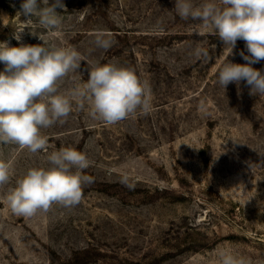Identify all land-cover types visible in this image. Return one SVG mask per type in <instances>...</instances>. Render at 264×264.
I'll use <instances>...</instances> for the list:
<instances>
[{"label":"rangeland","instance_id":"1","mask_svg":"<svg viewBox=\"0 0 264 264\" xmlns=\"http://www.w3.org/2000/svg\"><path fill=\"white\" fill-rule=\"evenodd\" d=\"M22 2L0 0V42L80 52L61 92L86 81L96 61L132 67L151 86L152 110L106 126L73 108L64 124L41 130L49 153L72 147L91 162V183L73 209L12 214L7 188L29 167L46 166V154L0 144V160L13 169L0 187V264H216L222 247L264 261V96L243 81L226 91L217 83L227 59L246 63L245 42L230 54L199 21L182 20L175 0H63L55 32L19 16ZM100 30L115 40L107 51L93 42ZM196 47L208 57L196 59ZM252 67L264 71V60Z\"/></svg>","mask_w":264,"mask_h":264},{"label":"clouds","instance_id":"2","mask_svg":"<svg viewBox=\"0 0 264 264\" xmlns=\"http://www.w3.org/2000/svg\"><path fill=\"white\" fill-rule=\"evenodd\" d=\"M58 8L66 11L63 0H23L18 14L26 20L35 16L43 29L55 32L63 23ZM174 10L182 20L199 21L200 27L218 36L230 54L237 41L243 40L248 55L241 51L240 56L246 63L227 59L218 69L217 83L226 91L230 83L239 87L243 81L250 95L264 96V71L252 67L264 60V0H200L199 4L175 0ZM22 31L14 33L18 42ZM93 42L96 48L107 51L115 40L112 33L100 30L94 33ZM192 54L196 59L208 57L200 47ZM82 60L81 53L72 47L44 42L13 47L7 41L0 42V62L5 65L0 71V144L16 145L34 156L46 154V166L29 167L14 186L7 188L4 199L16 216L47 214L54 205L73 209L82 202L83 188L92 180L84 175L91 164L86 154L72 147L49 153L42 129L64 124L73 108L87 110L92 119L106 126L138 113L148 115L152 110L149 82L141 80L134 68L116 63H91L86 81L61 92L59 83L78 72ZM12 176L11 165L0 160V187L8 185ZM120 182L133 187L128 176L121 177ZM215 259L216 264H253L226 247L216 251Z\"/></svg>","mask_w":264,"mask_h":264}]
</instances>
